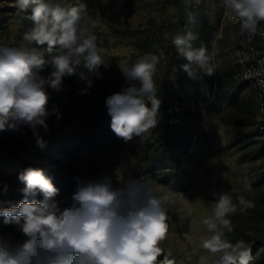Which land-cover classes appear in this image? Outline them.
Returning a JSON list of instances; mask_svg holds the SVG:
<instances>
[{
    "label": "clouds",
    "instance_id": "clouds-1",
    "mask_svg": "<svg viewBox=\"0 0 264 264\" xmlns=\"http://www.w3.org/2000/svg\"><path fill=\"white\" fill-rule=\"evenodd\" d=\"M184 3L190 6L193 0ZM222 4L226 14L234 15L241 35L264 38L260 28L264 0H222ZM14 7L17 15L31 9L32 26L24 32L21 46L0 45V132H19L26 126L43 149L46 142L40 130L49 131L50 116L62 119L59 107L48 110L46 86L60 91L65 77L77 75L80 67L96 72L105 66L104 59L86 4L15 0ZM188 21L194 23L195 17L190 14ZM197 39L198 34L188 30L172 40L178 57L186 61L181 69L191 79L215 73L211 63L215 50L209 53L204 46L195 47ZM32 45L46 46L47 53L57 54L46 59ZM157 51L144 54L130 67L121 66L126 86L106 97L110 128L125 143L137 137L148 139L158 124L161 100L154 76L164 52ZM48 65L53 71L45 78L40 73ZM78 75L87 80V87L80 90L87 94L92 81L83 72ZM254 75L264 89V73ZM75 179V191L62 205L54 199L58 189L46 169L30 166L19 173L23 199L18 203L0 199V217L19 234L0 233V264H175L169 258L172 254H165L160 246L170 229L165 209L172 202L170 194L160 193L143 177L115 183L110 173ZM244 190L250 191L251 186L246 184ZM213 196L211 214L201 221L207 233L201 247L213 254L211 264H250L251 249L245 241L232 243L225 233L234 230L229 217L238 209L246 213L254 204L243 195H236L234 202L229 192H213Z\"/></svg>",
    "mask_w": 264,
    "mask_h": 264
},
{
    "label": "rangeland",
    "instance_id": "rangeland-1",
    "mask_svg": "<svg viewBox=\"0 0 264 264\" xmlns=\"http://www.w3.org/2000/svg\"><path fill=\"white\" fill-rule=\"evenodd\" d=\"M66 3L68 6L86 4L89 16L95 21L93 32L105 64L96 71L99 75L111 72L114 74L112 80L118 79L126 86L121 66L130 67L146 53L158 54L159 49L164 52V58L157 66L154 80L162 96L160 108L179 99L191 105L202 101L204 110L195 111L183 126L182 129L192 135V144L187 153H182L174 148L168 152L158 140V134L164 128L160 113L158 124L148 139L137 137L125 143L112 132L106 106L94 108L93 102L89 101L82 118L69 115L67 105L59 106L62 119L57 120L52 115L47 120L49 131L40 130L46 142L43 149L37 146L32 131L26 126L19 132H0V199L15 202L16 197L22 195L19 189L23 185L18 175L25 168L56 171L49 159L56 158V149L81 131L86 144L76 161L77 177L92 179L110 173L114 183L129 177H143L160 193L170 194L172 202L165 205L170 229L160 246L165 254H172L169 258L174 259L175 264H211L213 254L201 247L202 238L207 236L202 218L210 215L214 207L213 192H229L233 196L244 193L253 201L260 199L261 181L264 180V135L254 132L252 125L235 126L227 120L231 98L252 97L251 88L238 82L234 74V86L230 89L216 87L210 76L189 78L181 69L186 61L178 57L172 40L188 30L197 33L198 23L190 24L187 15H205L214 30L212 44L207 50L209 53L215 50L212 60L214 71L218 73L237 66L233 52L241 50L236 42L237 25L224 17L222 0H201L199 4L193 0L190 6H186L184 0H66ZM14 4L15 0L0 1V6L14 8L0 13L5 17L0 23V45L3 46H21L23 34L32 24L29 10L17 15ZM110 87L114 93L121 90ZM49 88L46 86V90ZM61 89L64 90L63 83ZM246 184L251 186L250 191L244 190ZM75 188L76 182L70 195L58 201L66 205ZM254 223L257 225L255 233L264 235V218H258ZM3 226L0 217V229ZM0 233L19 236L16 230H0ZM250 235L243 234L239 239L249 245ZM262 251L264 246H259L250 264H264L258 260Z\"/></svg>",
    "mask_w": 264,
    "mask_h": 264
},
{
    "label": "trees",
    "instance_id": "trees-1",
    "mask_svg": "<svg viewBox=\"0 0 264 264\" xmlns=\"http://www.w3.org/2000/svg\"><path fill=\"white\" fill-rule=\"evenodd\" d=\"M1 1V0H0ZM14 9L13 7L0 6V13L4 14L8 11ZM28 14L31 15V9H29ZM195 17V22L198 23V39L194 42L196 47L204 46L209 49L213 37L214 30L213 26L210 24L208 18L200 13L193 14ZM189 14V15H190ZM187 15V19L189 18ZM5 21V17L0 15V23ZM32 24L30 25V27ZM186 33V32H185ZM183 33V34H185ZM37 50L42 53L46 59H50L52 55H56L55 52L47 53L46 46L41 48L36 45ZM213 65V60L211 61ZM214 66V65H213ZM53 68L48 65L41 73V76L51 74ZM237 66L235 68L231 67L228 70H220L218 73H214L210 76V80L216 84V87H226L228 89L233 88L234 80L232 78L233 74L236 75ZM83 72L88 79L92 81V86L87 94H81V89L87 87V80H82L79 77V73ZM216 75V79H214ZM114 76L113 73L109 72L107 75H99L97 72H88L83 67L77 69V75L71 77H65L63 79L64 90L56 91L52 88L47 89L49 95L48 110H51L54 106L67 105L69 108V115L75 118H82L86 112V105L89 101L93 102L94 108L105 107L106 97L113 94L114 91L111 89V85L115 87H123V82L118 79L112 80L111 77ZM243 84V83H242ZM158 98L162 101V96L159 93ZM168 103V102H167ZM163 105L160 108V115L163 121L164 128L158 134V140L162 142L163 148H166L168 152L172 148L180 150L182 153H187L192 144V135L184 131L182 127H171L167 123L165 107ZM231 109L228 115V122L235 126H246L252 125L255 122L256 115V103L253 97H239L233 96L230 101ZM148 106L151 104L149 102ZM174 128V130H173ZM86 144V139L83 133L80 131L77 136L70 139L69 141L62 143L57 149L56 153L58 156L54 159H49V164L56 166V171H48V174L52 177L53 183L58 189V194L54 197L58 201L60 198L67 197L72 192L73 186L76 182L77 177V167L76 161L80 157V151L82 147ZM176 160V157H174ZM165 167V166H162ZM176 168V167H174ZM176 176V174H174ZM262 189L260 199L253 201L248 195L244 193L234 194V202L236 195H243L246 199L252 201L254 207L248 209L246 213H241L239 209L237 212L230 216L234 230L232 232H226L225 238L235 243L240 240L241 235L251 234V242L248 247L251 249V256L256 252L259 246H264V235H257L255 230L257 225H255V220L258 218H264V180L261 181ZM243 189H241L242 191ZM42 199V196L38 197ZM23 199L22 195H18L15 202L18 203ZM1 231H14L15 226L12 224H4L0 229ZM258 260L264 261V251L259 255Z\"/></svg>",
    "mask_w": 264,
    "mask_h": 264
},
{
    "label": "built area",
    "instance_id": "built-area-1",
    "mask_svg": "<svg viewBox=\"0 0 264 264\" xmlns=\"http://www.w3.org/2000/svg\"><path fill=\"white\" fill-rule=\"evenodd\" d=\"M224 17L238 27V37L236 42L241 50L236 59L237 71L235 78L238 82L245 84L253 91V98L256 103L255 122L252 124L254 132L264 135V89L258 86L255 72L264 73V38L259 35L249 39L247 35H241L239 24L236 22L231 12L225 13ZM261 29H264L260 25ZM264 78V77H262ZM204 110V103L198 101L195 105L188 104L179 99L171 100L165 107L167 123L173 127H182L192 118L197 110Z\"/></svg>",
    "mask_w": 264,
    "mask_h": 264
},
{
    "label": "crops",
    "instance_id": "crops-1",
    "mask_svg": "<svg viewBox=\"0 0 264 264\" xmlns=\"http://www.w3.org/2000/svg\"><path fill=\"white\" fill-rule=\"evenodd\" d=\"M233 52H235V56L238 57V54H239L240 50L235 49V50H233ZM252 92H253V91H252ZM252 97H253V96H252Z\"/></svg>",
    "mask_w": 264,
    "mask_h": 264
}]
</instances>
